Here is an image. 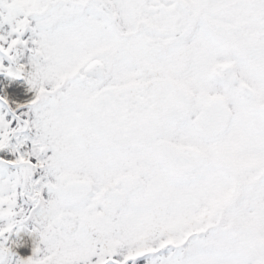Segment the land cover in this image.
<instances>
[{
  "label": "snow or ice",
  "instance_id": "snow-or-ice-1",
  "mask_svg": "<svg viewBox=\"0 0 264 264\" xmlns=\"http://www.w3.org/2000/svg\"><path fill=\"white\" fill-rule=\"evenodd\" d=\"M0 264H264V0H0Z\"/></svg>",
  "mask_w": 264,
  "mask_h": 264
},
{
  "label": "flooded vegetation",
  "instance_id": "flooded-vegetation-1",
  "mask_svg": "<svg viewBox=\"0 0 264 264\" xmlns=\"http://www.w3.org/2000/svg\"><path fill=\"white\" fill-rule=\"evenodd\" d=\"M17 85H21L22 87L25 88V81L22 78H20L16 81V86ZM10 98L15 100V98H12L11 96ZM33 228H34V222L27 221L24 222L23 224L14 226L12 232L8 234V243L12 248V251L16 254V256L21 258L30 256L34 248L36 247L42 248L44 246L39 232L34 231ZM18 238H25L27 240L28 239L32 240L33 245L30 247L29 253L27 255H22L20 253L17 246Z\"/></svg>",
  "mask_w": 264,
  "mask_h": 264
},
{
  "label": "bare ground",
  "instance_id": "bare-ground-1",
  "mask_svg": "<svg viewBox=\"0 0 264 264\" xmlns=\"http://www.w3.org/2000/svg\"><path fill=\"white\" fill-rule=\"evenodd\" d=\"M17 88L21 89L23 91V95L17 98L16 96L12 95V98L19 99L20 102H24L26 99L30 98L33 94L30 90V86L27 85L25 81V88L21 85H17ZM15 89H13L14 91ZM33 245L32 240H27L25 238H18L17 239V246L22 255H27L29 253L30 247Z\"/></svg>",
  "mask_w": 264,
  "mask_h": 264
},
{
  "label": "clouds",
  "instance_id": "clouds-1",
  "mask_svg": "<svg viewBox=\"0 0 264 264\" xmlns=\"http://www.w3.org/2000/svg\"><path fill=\"white\" fill-rule=\"evenodd\" d=\"M88 144H89V140L87 138H84L80 141V146L82 148H87L88 147ZM51 209H52V213L53 215L55 216H59V214L63 211H65L66 209L63 207V206H57L56 204H53L50 206Z\"/></svg>",
  "mask_w": 264,
  "mask_h": 264
}]
</instances>
